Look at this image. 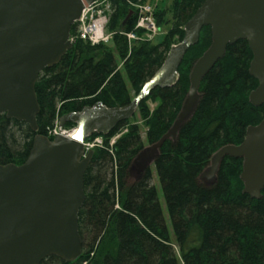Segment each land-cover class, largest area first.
<instances>
[{"label":"trees","instance_id":"trees-1","mask_svg":"<svg viewBox=\"0 0 264 264\" xmlns=\"http://www.w3.org/2000/svg\"><path fill=\"white\" fill-rule=\"evenodd\" d=\"M128 1L113 0L106 42L92 44L71 26L72 47L57 64L44 68L35 84L37 131L0 114L1 164H21L36 133L52 139L48 131L57 117L97 102L106 107L128 104L161 66L170 44L182 40L185 23L204 0H170L169 5L159 0L152 9L156 29H167L158 43L145 30L136 32L138 40L128 41L125 34L136 31L135 9ZM211 35L210 26L202 27L198 42L181 59L177 82L155 87L139 102L147 143L158 142L172 127L190 87L192 66L210 46ZM251 59L246 40L228 44L202 78L191 114L157 150L153 166L171 230L150 168L128 182V169L143 141L139 126L123 120L108 134H91L101 136L105 148L93 150L84 175L85 200L78 212L80 256L65 262L52 255L40 264H264V187L260 198L243 192L242 158L225 156L210 184L200 180L222 146L240 144L247 127L264 117V104L249 101L258 84L249 73ZM147 100L155 102L153 109ZM125 125L127 132L107 145Z\"/></svg>","mask_w":264,"mask_h":264},{"label":"water","instance_id":"water-1","mask_svg":"<svg viewBox=\"0 0 264 264\" xmlns=\"http://www.w3.org/2000/svg\"><path fill=\"white\" fill-rule=\"evenodd\" d=\"M93 1L0 0V114L37 131L38 76L72 47L71 26L84 5ZM204 26L211 28V44L193 64L183 106L172 127L152 144L151 153L157 154L162 142L176 134L197 102L202 78L223 57L226 46L239 39L246 40L252 52L249 73L258 82L249 101L264 104V0H204L185 23L182 40L170 47L161 66L128 104L106 107L97 102L69 112L61 116L60 125L74 123V132L52 139L36 133L21 164L0 163V264H40L52 255L71 262L80 256L78 212L85 200L84 175L93 154L92 149L85 151L83 138L94 132L108 134L133 114L152 89L173 86L184 53L198 42ZM225 156L242 158L243 192L260 198L264 117L247 127L240 144L224 145L213 155L209 175L214 177Z\"/></svg>","mask_w":264,"mask_h":264},{"label":"rangeland","instance_id":"rangeland-1","mask_svg":"<svg viewBox=\"0 0 264 264\" xmlns=\"http://www.w3.org/2000/svg\"><path fill=\"white\" fill-rule=\"evenodd\" d=\"M110 3V9L107 11V17H110L114 7H112L113 5V0H108ZM159 2V0H149V2H147V4L153 9V7L156 5V3ZM163 4L169 5L170 0H163L161 1ZM128 4L131 6L130 8H132V6L135 4L133 1L129 0ZM134 7V6H133ZM135 9V8H134ZM134 13V11H133ZM131 12V14H133ZM160 28V27H159ZM167 26H163L161 27L159 30H155V32L151 33L150 37L152 38V41L154 43H158L162 40L164 33L166 32ZM104 34L110 36V32H108L107 30V22L105 24L104 27ZM106 42V41H104ZM180 42V41H179ZM178 43L177 41L172 42L170 44L169 47H171L172 45ZM146 104L148 105L149 109H153L155 107V102H152L151 100H147ZM138 106V105H137ZM60 118L61 117H57L53 127H57L58 129L62 130V131H67L70 133V131L74 128V126L76 127V125L74 123L67 124L69 123L68 121L64 123V125H60ZM129 120L131 119V121L133 123H136L139 126V131H140V135H141V139L143 141V149L141 150V152L134 158L133 162L131 163L129 169H128V174H127V179L128 182L134 181L135 179H137L143 172L145 167H149L152 173V184L155 186L156 190H157V197H158V201L162 210V215L164 217V219L167 222V227L171 230V225L169 222V217L167 214V210H166V206H165V201H164V196L162 193V189H161V185L158 181L157 178V173L155 170V167L153 166V157L155 156L156 152L151 153V146L152 144H149L146 142L145 140V124H144V118L141 116V114L139 113L137 107L135 109V111L133 112V114L128 118ZM127 120V119H126ZM52 127V128H53ZM127 132V125H125L123 128H121L117 133H115L113 136H111L107 142V145L112 146L115 144V142L124 134ZM83 142L84 143H89V148L92 149V151L98 147H102L105 148V142L104 139L101 136H91L87 135L83 138ZM210 167V163L209 165L204 169V171L202 172L201 176H200V180L205 183V184H210L213 181V176L208 174V169Z\"/></svg>","mask_w":264,"mask_h":264},{"label":"built area","instance_id":"built-area-1","mask_svg":"<svg viewBox=\"0 0 264 264\" xmlns=\"http://www.w3.org/2000/svg\"><path fill=\"white\" fill-rule=\"evenodd\" d=\"M135 25L136 31L126 33L128 41L138 40L136 32L138 30H145L150 34L155 32L156 24L152 14V8L147 3H135ZM108 0H94L91 4L84 5L82 13L78 20L75 22L76 34L92 44L107 41L110 36L104 34V27L108 21L107 11L110 9ZM50 136L56 134H69L67 131H62L57 127L51 128L49 131ZM85 150L90 149L89 143H84Z\"/></svg>","mask_w":264,"mask_h":264},{"label":"bare ground","instance_id":"bare-ground-1","mask_svg":"<svg viewBox=\"0 0 264 264\" xmlns=\"http://www.w3.org/2000/svg\"><path fill=\"white\" fill-rule=\"evenodd\" d=\"M134 23V22H133ZM76 130V127L74 126V128L70 131V132H74Z\"/></svg>","mask_w":264,"mask_h":264}]
</instances>
